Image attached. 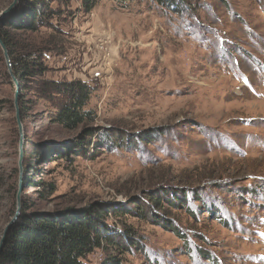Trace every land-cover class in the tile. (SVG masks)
<instances>
[{"label":"rangeland","instance_id":"1","mask_svg":"<svg viewBox=\"0 0 264 264\" xmlns=\"http://www.w3.org/2000/svg\"><path fill=\"white\" fill-rule=\"evenodd\" d=\"M32 6L0 23L42 62L21 83L9 53L16 84L0 46V241L23 209L89 208L133 242L91 264H264V0H73L51 26L12 28ZM53 81L85 82L94 121L55 123Z\"/></svg>","mask_w":264,"mask_h":264},{"label":"trees","instance_id":"2","mask_svg":"<svg viewBox=\"0 0 264 264\" xmlns=\"http://www.w3.org/2000/svg\"><path fill=\"white\" fill-rule=\"evenodd\" d=\"M32 1L29 18L10 23L12 28L38 30L40 26H51V21L59 19L62 11L60 6L53 8L51 4L56 2L59 5H69L73 0ZM77 1L81 4V9L90 12L101 0ZM154 1L164 5H179L188 0ZM0 36L12 56L14 71L21 83L24 79L34 76L38 67H42V62H39L41 60L36 57L35 52L29 48L24 54L15 55L7 32L0 29ZM1 53L0 49V55ZM48 84L50 101L54 100L57 108L53 115L55 123L72 129L94 121V113L84 109L91 96V90L85 82L53 81ZM93 131V129L86 131V136H90ZM154 201L157 206L162 205L159 195ZM102 216V212L93 214L89 208L80 212L68 209L63 213L58 211L30 213L23 209L8 231L5 245L0 253V264H91L86 262L87 257L103 245H116L123 249L132 247V233L126 230L121 235H107L100 225ZM111 260L113 261L104 264H121V261Z\"/></svg>","mask_w":264,"mask_h":264},{"label":"water","instance_id":"3","mask_svg":"<svg viewBox=\"0 0 264 264\" xmlns=\"http://www.w3.org/2000/svg\"><path fill=\"white\" fill-rule=\"evenodd\" d=\"M18 2H19V0H13L12 3L8 7H6L4 10H2L0 12V21L12 11V9L15 7V5L18 4ZM0 46H1L2 50H3L6 62L8 64L9 73L12 76L13 81L17 84L18 79H17L16 75L14 74V72L12 70V64H11L9 51H8V48L5 45L4 41L2 40L1 36H0ZM16 118H17L18 127H19V131H20V150H21V158H22V156H23L22 155L23 154L22 153V147H23V143H24V135H23V127H22V122H21V119H20V111H19V109H17ZM13 223L14 222L9 223L5 227V229L3 231V235H2L1 241H0V253H1V251H2V249L4 247V245H5V241H6V237H7L8 231H9V229H10V227H11V225Z\"/></svg>","mask_w":264,"mask_h":264}]
</instances>
